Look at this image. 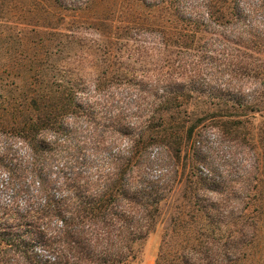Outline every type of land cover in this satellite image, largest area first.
<instances>
[{
	"label": "rangeland",
	"instance_id": "obj_1",
	"mask_svg": "<svg viewBox=\"0 0 264 264\" xmlns=\"http://www.w3.org/2000/svg\"><path fill=\"white\" fill-rule=\"evenodd\" d=\"M223 1L246 15L260 0ZM30 4L31 0H0V70L17 52L19 28L25 29L27 39L35 36L29 33L36 23ZM42 7L46 11L38 14L40 25L51 20L53 10L56 16L59 11L66 23L87 13L59 10L47 3ZM234 26L239 31L245 27L242 21ZM250 28L249 37L203 35L198 44L202 48L191 49L188 56L189 67L196 64L202 74L186 97L156 108L158 100L143 94L137 114L135 106L130 107L116 94L112 104L98 97L82 102V109L92 110V119L107 128L92 134L94 140L100 138L94 150L89 131L80 129L69 135L92 160L87 168L78 165L80 184L94 179L99 168L106 171L108 157L126 154L138 131L133 122H147L151 106L156 115L150 128L166 141H176L171 147L177 145L180 150L176 156L163 142L148 156H141L139 145L133 151L132 175L127 170L112 185L114 193L94 197L99 208L81 218L77 226L66 228L61 221L75 217L74 213L62 210L59 216H45L40 210L46 202L67 205L77 201L51 181L63 161L51 164L45 191H41L39 178L24 170L38 164L37 156L59 152L64 144L55 146L50 140L54 135L46 136L36 154L21 140L9 141L7 151L0 144V161L14 168L17 176L13 186L5 187L8 173L0 170V264H264V18L258 15ZM143 33L133 30L125 36L118 31L112 39L117 49L127 48L130 53L126 72L112 80L113 88L126 86L132 91L134 84L144 79L148 88L158 86L160 94L169 71L176 83L185 84L183 79L193 73L188 72L190 68L187 72L168 66L161 69L164 58L157 54L159 39L154 32ZM139 47L143 49L140 57L135 53ZM172 55L170 59H175L176 54ZM80 121L84 128L85 118ZM198 174L214 176L216 183L210 187L214 191H204ZM138 175L144 179L142 185L146 179L162 177L168 183L167 191L159 198L120 194V188L141 183L133 178ZM3 206H7L5 215ZM10 237L15 239L13 244Z\"/></svg>",
	"mask_w": 264,
	"mask_h": 264
},
{
	"label": "trees",
	"instance_id": "obj_2",
	"mask_svg": "<svg viewBox=\"0 0 264 264\" xmlns=\"http://www.w3.org/2000/svg\"><path fill=\"white\" fill-rule=\"evenodd\" d=\"M75 1L70 3L73 1L31 0L30 6L33 16L36 17V23L29 33L32 32L35 36L33 39L31 37L27 39L28 34L25 33V29L19 28L16 36L17 52L9 56L7 65L0 70L2 150L10 149L9 141L21 140L31 152L36 154L46 136L51 135H54L50 139L52 144L55 146L64 144L59 152L37 156L38 164L35 163L30 169L24 168V170L30 177L39 178L41 191H45L44 187L50 182L48 174L51 164L57 160L63 161L56 179L51 181L54 186L58 183L57 187L65 192L66 196L77 201L67 205L46 202L40 210H43L45 216H59L62 210L74 213L75 217L61 220L66 228L77 226L81 223V218L91 214V211L94 212L95 208L97 210L99 207H95L92 199L114 193L112 185L117 182L121 174H125L128 170L129 175H132L135 148L142 145L141 156H148L152 149H156L163 142H167L170 147L172 144H177L176 141H166L168 139L164 135L150 128L154 114L156 115L155 109L151 106L149 109L151 116L147 122L146 120L139 122L138 126L135 121L133 122L132 126L138 131L133 135V139H130L126 154L117 153L108 157L106 171L99 168L94 179H88L80 184L82 171L79 170L78 165L87 168L92 164V160H88V156H85L86 152L83 153L82 148L74 144L69 135L80 129L89 131V144L94 146L92 147L94 150L99 145L100 138L94 140L92 134L98 129L99 132H103L107 128L92 119V110L82 109V102H89L92 98L98 97L99 101L103 99L106 103L112 104L116 94L130 107L135 106L137 114L141 106L139 99L143 94L145 98L151 96L158 100L156 108L186 97L191 90H195L194 83L202 74L201 67H194L196 64L189 67L192 63H188V56L191 49L202 48L198 44L203 35L215 33L216 36L225 38L232 34L249 37L252 22L258 15L264 18V0L250 7L246 15L234 7H228L223 0ZM45 3L48 7H56L59 10H86L87 13L82 18H73L66 23V19L61 17L59 11L56 16L53 10L51 20L45 25H40L41 18L38 14L41 10L46 11L42 7ZM1 9L2 6L0 11ZM234 21L236 23L242 21L245 27L241 31L237 30ZM115 22L122 26H116ZM133 30L138 33L154 32V36L158 37L160 46L157 54L164 58L159 65L161 69L168 66L171 69L177 68L187 72V68H190L188 72L193 73L183 79L185 84L176 83L169 71L160 94H158V86L151 88L150 85L148 88L144 79L135 83L131 88L132 91L126 86L122 90L117 86L113 88L112 80L124 76L126 72L128 65L125 62L130 53H126L127 48L117 49L116 42L112 39L116 37L118 31L126 36L127 33L131 35ZM142 50L141 47L136 48L135 53L139 56L143 53ZM173 53L176 54L175 59H170L174 56ZM180 75L183 78V74ZM113 89L117 92L112 91ZM214 93L217 95L218 91ZM84 118L86 125L83 128L81 124L83 122L80 120ZM139 118L136 120L138 121ZM107 120L111 121V118ZM59 135L62 136L61 139ZM65 135L66 137L63 138ZM69 138L71 141L68 140ZM83 143L86 145L87 141L84 140ZM172 149L178 156L179 147L176 145ZM81 152L82 156L79 155ZM0 170H6L8 173L5 187L13 186L14 179L17 178L14 175L15 169L0 161ZM141 177V175L133 177L141 179V183L136 181L127 188H120L119 193L123 195L130 193L134 197L136 195L147 198L162 197L161 194L168 185L166 181H162V177L150 181L146 179L148 182L143 185L144 179ZM196 178L203 184L204 191H214L210 188L211 184L216 183L214 176L198 174ZM50 195L45 194L47 198H51ZM6 208L7 206H3L2 215L7 214ZM66 232L70 240L75 243L71 232ZM13 241H15L14 237H10L9 243L13 244Z\"/></svg>",
	"mask_w": 264,
	"mask_h": 264
}]
</instances>
